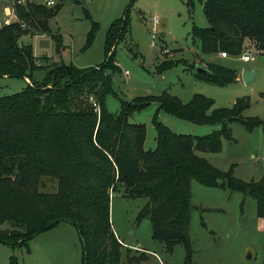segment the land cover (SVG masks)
I'll use <instances>...</instances> for the list:
<instances>
[{"label": "trees", "instance_id": "trees-1", "mask_svg": "<svg viewBox=\"0 0 264 264\" xmlns=\"http://www.w3.org/2000/svg\"><path fill=\"white\" fill-rule=\"evenodd\" d=\"M64 1L55 0L51 6L30 0L15 2V20L0 22V77L29 79L22 90L0 96V225H10L0 227V243L14 251L67 221L77 230L84 264H120L123 249L110 221L114 193L145 197L136 220L149 218L152 238L166 252L172 253L174 246L182 244L187 253L185 264H191L193 180L251 195L258 215L264 217V179L245 182L234 176L233 169L225 172L197 153L202 148L220 152L223 139H232L233 122L249 130L263 124L259 117L244 115L250 99L212 108L213 101L203 95L196 94L184 103L165 90L154 97L121 100L119 113L109 112L105 99L112 92V74L118 71L115 46L128 36L129 9L110 22L101 63L43 66L46 57H35L31 45L21 44L19 39L46 33L48 19ZM188 3L193 6L194 0ZM204 13L209 26L195 25L192 31L203 54L225 51L234 56L251 46L264 52V0H206ZM96 28L97 23L92 22L87 44ZM173 65L165 59L155 71ZM205 67L209 72L196 76L218 85L236 82L239 77L237 69L220 62H207ZM40 69L45 74L41 80L35 79L34 72ZM152 102L158 103L157 111L218 128L205 135L176 133L158 120L156 112L155 147L145 149V125L129 122V117ZM45 178L57 181L55 191L45 190ZM146 254L145 250L132 254L128 249L126 264H140L147 260ZM9 264H19L14 253Z\"/></svg>", "mask_w": 264, "mask_h": 264}, {"label": "rangeland", "instance_id": "rangeland-1", "mask_svg": "<svg viewBox=\"0 0 264 264\" xmlns=\"http://www.w3.org/2000/svg\"><path fill=\"white\" fill-rule=\"evenodd\" d=\"M205 1L194 0L191 6L189 0H65L55 16L48 19L46 33L22 35L19 42L30 44L35 57H46L41 61L43 66L54 62L78 67L94 66L104 60L105 33L110 22L122 16L128 7L129 33L115 46L114 60L118 71L112 74V92L105 99L107 110L119 113L121 100L154 97L165 90L184 103L190 102L196 94L203 95L213 101L212 108L231 107L237 99L248 97L251 105L244 115L259 117L263 124L249 130L242 123L233 122L230 124L232 139H223L220 152L202 148L197 153L218 164V168L225 172L233 169L234 176L245 182L260 181L264 179L261 161L264 157V52L251 46L246 50L255 56L250 61L242 59L246 51L234 56L229 53L228 58L203 54L192 31L195 25L209 26L204 13ZM5 6L12 9V1L0 0L1 19L9 16ZM154 18L159 21L156 28L153 27ZM92 22L97 23V28L92 42L87 44ZM221 52L215 55L219 56ZM210 56L216 58L214 62L237 69L238 73L254 67L257 74L249 83L241 79L227 85L200 79L194 65L206 66ZM165 59L175 65L156 72V67ZM44 74L45 69H40L33 76L41 80ZM25 86L23 78L0 77V96L18 92ZM157 109L158 103L152 102L129 117V122L145 125V149L155 147L153 117L156 112L158 120L176 133L205 135L218 128L209 123L176 118ZM96 110L99 112L98 107ZM45 180V190L55 191L57 181ZM113 194L110 221L115 235L123 242L118 239L123 249L120 264H126L128 249L132 254L145 249L155 252H146L148 258L140 264H185L187 253L182 244L174 246L172 253L166 252L164 245L152 238L149 218L136 220L138 211L147 201L145 197ZM192 204L189 227L193 250L191 264H264V217L258 215L256 200L251 195L193 180ZM0 227L10 225L6 222ZM12 253L17 256L19 264H84L77 230L67 221L37 234L27 246L17 247L14 251L0 243V264H9Z\"/></svg>", "mask_w": 264, "mask_h": 264}, {"label": "built area", "instance_id": "built-area-1", "mask_svg": "<svg viewBox=\"0 0 264 264\" xmlns=\"http://www.w3.org/2000/svg\"><path fill=\"white\" fill-rule=\"evenodd\" d=\"M26 0H13V3H15V2H17V3H22V2H25ZM44 3L46 4V5H48V6H51V5H53L54 3H55V0H44ZM4 22H9V20H5ZM158 18H154L153 19V27L154 28H156L157 26L156 25H158ZM165 51H167L168 52V50L167 49H164ZM220 55L222 56V57H229V54L227 53V52H225V51H222L221 53H220ZM254 54H252L251 52H249V51H246L243 55H242V59L244 60V61H250V60H253L254 59ZM92 100V99H91ZM93 105H94V107L96 108V107H98L95 103H93ZM262 163H263V165H264V157H263V159H262Z\"/></svg>", "mask_w": 264, "mask_h": 264}, {"label": "crops", "instance_id": "crops-1", "mask_svg": "<svg viewBox=\"0 0 264 264\" xmlns=\"http://www.w3.org/2000/svg\"><path fill=\"white\" fill-rule=\"evenodd\" d=\"M12 1V9H10V8H8L7 6H5L4 8H5V10H6V13L9 15L8 17H6L5 19H1L0 18V22H3V21H5L6 19L7 20H9V21H12V20H15V14H14V12H13V0H11ZM216 58H228V57H222L221 55H214ZM211 57V56H210ZM216 58H213V57H211L210 59L208 58V62H214V61H216ZM204 59V58H203ZM204 66V65H203ZM249 69H255L254 67H249ZM241 79H243L242 78V73H239V77H238V79H237V81H239V80H241ZM29 81V79L28 78H25V82H28ZM236 81V82H237ZM236 102V101H235ZM263 159V158H262ZM262 159H261V161H262ZM212 163H214V165L216 166V167H219L218 166V164H216L215 162H213L212 161ZM262 165H263V163H262ZM264 166V165H263ZM118 239L120 240V242H122V240L118 237ZM123 243V242H122ZM132 245V244H131ZM136 245H138L137 243H136ZM143 249H145V248H143ZM145 251L146 252H150V253H155L154 251H152V250H148V249H145Z\"/></svg>", "mask_w": 264, "mask_h": 264}, {"label": "water", "instance_id": "water-1", "mask_svg": "<svg viewBox=\"0 0 264 264\" xmlns=\"http://www.w3.org/2000/svg\"><path fill=\"white\" fill-rule=\"evenodd\" d=\"M195 71L199 72V73L209 72L208 68L201 65V64L195 65ZM256 74H257V71L254 69H249V68L244 69L242 71V78H243L244 82L249 83L254 79Z\"/></svg>", "mask_w": 264, "mask_h": 264}]
</instances>
